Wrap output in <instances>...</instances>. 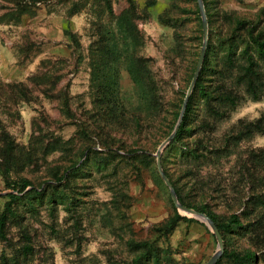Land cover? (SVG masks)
Listing matches in <instances>:
<instances>
[{
  "label": "rangeland",
  "instance_id": "1",
  "mask_svg": "<svg viewBox=\"0 0 264 264\" xmlns=\"http://www.w3.org/2000/svg\"><path fill=\"white\" fill-rule=\"evenodd\" d=\"M202 3L213 99L195 95L161 162L184 206L241 217L224 253L257 259L220 264H264V126H249L264 117V59L259 99L244 75L264 0ZM204 44L198 0H0V264L209 262L216 236L176 208L157 159Z\"/></svg>",
  "mask_w": 264,
  "mask_h": 264
},
{
  "label": "trees",
  "instance_id": "2",
  "mask_svg": "<svg viewBox=\"0 0 264 264\" xmlns=\"http://www.w3.org/2000/svg\"><path fill=\"white\" fill-rule=\"evenodd\" d=\"M112 45L113 46H117V41L114 40ZM232 47H233V45L230 46L228 52L230 54V57L233 56V54H234L235 55L234 57L236 58V57H238V54L234 51V50H236L235 47H233V49H232ZM244 53H245V55H247L246 63L248 64V67L246 68L245 74H244L245 75V79L247 80V84H248V86L245 88V92L247 94H249V95H252V97L254 99H259V96L257 94L256 83L254 82L255 77L258 76V74L256 72V69L259 67L258 63L256 62L255 55L259 56L261 59H264V32H261L258 36L251 35L249 50H246ZM121 56H122V59L124 58L123 60L125 61V54L123 55V53H122ZM119 61L121 63V59ZM207 62H208V58L206 57L205 61H204V64L202 66L199 78L197 80L196 86H195V88H194V90H193V92H192V94L190 96V99H189V102H188V105H187V108H186V112H185V115H184V119H183L184 121L182 123V126H181V128H180L175 140H178L179 137L181 136V134L184 131L183 124L185 123V121L187 120V117L189 116V112L191 110V106L193 104V100L195 98V95L196 94H200L202 99L204 101H207V102H209L210 100L213 99L212 92L206 90L203 86H201V81H202L201 77H202V74L204 73V71L207 68ZM118 63L119 62H116L111 67H115L116 65H118ZM218 98L221 101L224 100V101H229V103H231V104L234 103V100H233V97H232L231 93L227 92V90H223L222 91V96H220ZM210 109H212V107H210ZM249 126L250 127L253 126V128L254 127H263L264 126V117H262L260 120H258L255 124H249ZM262 131H264L263 128H262ZM194 152L195 153H194L193 157L197 158L198 157L197 150L194 149ZM172 185L175 188V185L173 183H172ZM176 192H177V196H178L179 201L182 204H185L184 201H183V198L181 197V195L177 191V189H176ZM10 197H12V199H16L17 198L16 195H10ZM188 207H190V206H188ZM192 209H195V210H197L199 212H202V213H206L214 221V223L217 225V227L219 228L220 232H223L224 230H226V231L230 230L233 225H242L241 224V219H240L241 217L238 214H233L229 221L219 222L217 220V216L216 215L209 214L205 209H199L197 207H192ZM4 228H5V223L3 221H1L0 222V239H2V240L6 239V236L4 234ZM246 231H248L247 226H246ZM256 237L258 239L260 238L259 235H256ZM258 241H256L255 243H259ZM252 257L257 259L256 253H252V254L246 255V256H240V255H238L236 253H228L226 251L217 264H220L224 260V258H231V259H233L235 261H238V262H245L246 259H250Z\"/></svg>",
  "mask_w": 264,
  "mask_h": 264
},
{
  "label": "water",
  "instance_id": "3",
  "mask_svg": "<svg viewBox=\"0 0 264 264\" xmlns=\"http://www.w3.org/2000/svg\"><path fill=\"white\" fill-rule=\"evenodd\" d=\"M201 12L203 14V27H204V36H205V44H204V49L203 52L201 54L194 78L192 80V83L190 85L189 91L187 93L184 105H183V109H182V114H181V118H180V122L179 125L177 127V129L175 130V132L164 142V144L161 146L160 150L158 151L157 154V159H158V170L160 173L161 178L163 179V181L165 182L167 188L169 189L170 193H171V197L172 200L176 206L177 209L191 215L192 217H194L195 219L205 223L208 228L214 233V235L216 236L217 240H218V250L217 252L214 254V256L209 260V262L207 264H217L219 262V260L222 258L223 254H224V242H223V238L220 234V230L217 227V225L213 222V220H211L207 215L199 213L193 209H190L186 206H184L183 204H181V202L178 199V196L175 192V189L172 185V183L170 182L169 178L167 177L164 168L162 166V162H161V157L162 154L164 152V150L166 149V146L168 144H170L176 137V134L180 128V125L182 123V120L184 118L185 112H186V108L190 99V96L196 86L197 80L199 78L202 66L204 64V60H205V55H206V47H207V20H206V16H205V12H204V7H203V3L202 0H198Z\"/></svg>",
  "mask_w": 264,
  "mask_h": 264
}]
</instances>
